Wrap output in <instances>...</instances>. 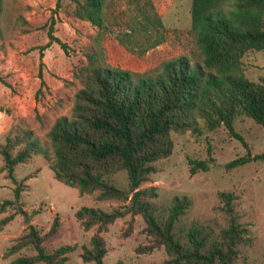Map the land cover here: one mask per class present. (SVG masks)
Here are the masks:
<instances>
[{
    "label": "trees",
    "instance_id": "16d2710c",
    "mask_svg": "<svg viewBox=\"0 0 264 264\" xmlns=\"http://www.w3.org/2000/svg\"><path fill=\"white\" fill-rule=\"evenodd\" d=\"M70 1L74 17L97 29L87 51L82 52L84 60L73 71L79 87L69 113L55 117L45 134L49 148L26 129L5 135L0 155L7 177L15 183L14 165L40 154L54 179L79 193L97 191V200L127 201L109 211L91 206L75 210L74 218L83 230L94 227L88 245L81 247L83 261L103 264L106 247L100 233L116 218L137 214L144 222L149 244L136 250L146 253L162 246L168 258L159 264H235L238 247L250 238L233 215L230 192L218 193L228 214L227 226L218 237L212 238L206 226L191 224L185 233L187 243L182 244L172 230L188 207V199L172 197L167 215L159 219L151 201L156 197L155 187L140 185L154 171L153 163L171 153L170 133L197 132L198 119L210 130L222 125L238 139L241 138L233 128L237 114L251 118L264 129V83L247 79L241 63L247 51L264 49V0H191L189 33L195 51L161 59L142 71L109 64L102 39L108 27L115 24L117 43L138 56L163 43L168 30L152 0ZM18 9L14 0H0V41L25 24ZM50 31L39 49L54 42L65 51V44ZM0 82L9 87L2 79ZM0 111L9 114L7 108L0 107ZM15 147L18 149L12 153ZM250 159H264V152L252 156L247 153L224 167L232 168ZM213 161L210 156L189 160V173L205 171ZM120 170L126 173V190L108 181ZM18 196L16 184L14 200ZM12 217H3L0 224ZM56 222L54 217L43 234L27 223L26 230L7 247L4 256L31 246L33 255L18 256L11 264H62L72 246L61 245L49 253L42 247V242L54 233Z\"/></svg>",
    "mask_w": 264,
    "mask_h": 264
},
{
    "label": "rangeland",
    "instance_id": "374dc122",
    "mask_svg": "<svg viewBox=\"0 0 264 264\" xmlns=\"http://www.w3.org/2000/svg\"><path fill=\"white\" fill-rule=\"evenodd\" d=\"M14 2L19 8L16 12L22 14L25 24L13 33L8 32L0 41V79L9 84L8 87L0 82V107L9 110V114L0 111V147L8 132L12 136L26 129L41 145L49 148L45 134L55 117L69 113L73 94L79 87L73 71L84 60L82 52L87 51L90 38L97 29L74 17L70 0ZM152 2L168 30L166 40L138 56L117 43L114 34L118 27L113 24L103 33L102 39L109 64L142 71L161 59L195 51L189 33L191 0ZM48 31L65 44V51L54 42L39 49L46 43ZM241 63L247 79L264 83V49L247 51L241 57ZM197 123V132L170 133L171 153L153 163L154 171L140 187H155L156 197L151 201L159 219L167 215L172 197L188 199V207L177 218L172 230L182 244L187 243L185 233L191 224L206 226L212 232V238L218 237L228 223L225 204L218 193L230 192L233 215L237 223L247 229L250 238L238 247L235 264H264V159H250L232 168L224 167L227 162L247 153L250 156L263 153L264 129L243 114H237L233 119V128L241 139L231 136L222 125L210 130L202 119ZM17 149L13 148L12 153ZM209 156L214 161L207 170L189 173V160ZM12 176L19 188L17 200H14L16 184L7 177L0 155V206H3L0 220L7 215L13 216L0 224V264H11L18 256L33 255L35 251L31 246L8 256L4 253L26 230L27 223L43 234L54 217L57 220L55 231L42 242L44 251L49 253L58 246L69 245L73 248L62 264H92L83 261L80 253L81 247L88 245L94 227L83 230L74 218L75 210L80 206H91L109 211L127 201L97 200V191L79 193L76 188L54 179L47 161L40 154L14 165ZM108 181L120 189H127L124 170L110 176ZM6 200L13 201L8 204ZM26 218H29L27 223ZM143 227L144 222L137 214H126L110 223L100 233L106 247L103 264H116L117 261L159 264L167 259L162 246L146 253L136 250L149 244Z\"/></svg>",
    "mask_w": 264,
    "mask_h": 264
}]
</instances>
